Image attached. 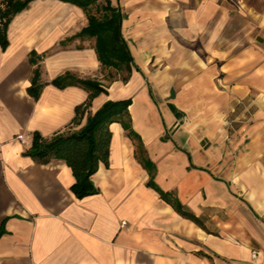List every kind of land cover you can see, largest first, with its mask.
<instances>
[{
	"label": "crops",
	"instance_id": "obj_1",
	"mask_svg": "<svg viewBox=\"0 0 264 264\" xmlns=\"http://www.w3.org/2000/svg\"><path fill=\"white\" fill-rule=\"evenodd\" d=\"M111 2L134 59L126 83H107L93 40H69L88 20L68 2L33 0L0 45V264H264V0ZM66 72L107 89L90 112L132 99L135 139L110 125L109 166L81 199L64 160L28 154L35 133L81 127L89 92L54 85ZM138 137L154 182L197 223L147 185Z\"/></svg>",
	"mask_w": 264,
	"mask_h": 264
},
{
	"label": "trees",
	"instance_id": "obj_2",
	"mask_svg": "<svg viewBox=\"0 0 264 264\" xmlns=\"http://www.w3.org/2000/svg\"><path fill=\"white\" fill-rule=\"evenodd\" d=\"M33 0H4L0 4V45L5 50L9 44L8 27L13 17L24 10ZM74 4L83 9L88 23L80 32L69 40L88 38L93 40L98 60L101 63L105 79L113 82L116 79L126 83L129 81L134 67V59L129 45L122 33L124 12L111 0H61ZM39 76L36 70L35 78ZM53 84L59 88L69 85H79L89 92L88 99L76 106L72 126L81 125L78 130H69L51 138H43L40 134L33 135L32 146L28 154L40 162L51 158L61 159L70 167L75 182L72 191L78 198H84L98 193V188L92 181L99 163L109 166L110 141L112 123H120L128 132L130 138L136 137L132 128L129 106L132 99L107 100L100 108L90 112L93 99L100 93L108 94L106 88L97 79H78L70 72L57 77ZM39 93L36 94V97ZM85 122L82 124V120ZM136 158L149 171L148 186L159 191L161 197L179 212L183 217L198 222L197 218L184 208L180 202L171 201L167 194L159 189L154 182L156 167L150 161L140 137L136 144ZM2 230H0V236Z\"/></svg>",
	"mask_w": 264,
	"mask_h": 264
},
{
	"label": "built area",
	"instance_id": "obj_3",
	"mask_svg": "<svg viewBox=\"0 0 264 264\" xmlns=\"http://www.w3.org/2000/svg\"><path fill=\"white\" fill-rule=\"evenodd\" d=\"M18 139H20L23 143H26V138L24 135H19ZM124 224H125V222H124ZM253 256H255V254H253Z\"/></svg>",
	"mask_w": 264,
	"mask_h": 264
},
{
	"label": "rangeland",
	"instance_id": "obj_4",
	"mask_svg": "<svg viewBox=\"0 0 264 264\" xmlns=\"http://www.w3.org/2000/svg\"><path fill=\"white\" fill-rule=\"evenodd\" d=\"M107 83H109V81H107Z\"/></svg>",
	"mask_w": 264,
	"mask_h": 264
}]
</instances>
